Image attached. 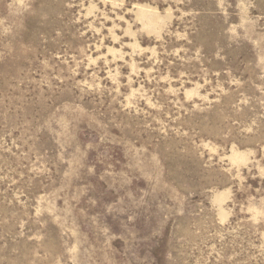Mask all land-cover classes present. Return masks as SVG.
I'll use <instances>...</instances> for the list:
<instances>
[{
	"label": "rangeland",
	"instance_id": "1",
	"mask_svg": "<svg viewBox=\"0 0 264 264\" xmlns=\"http://www.w3.org/2000/svg\"><path fill=\"white\" fill-rule=\"evenodd\" d=\"M0 264H264V0H0Z\"/></svg>",
	"mask_w": 264,
	"mask_h": 264
}]
</instances>
